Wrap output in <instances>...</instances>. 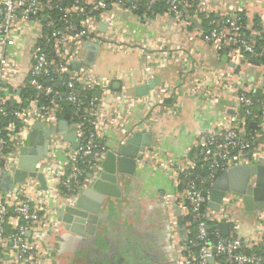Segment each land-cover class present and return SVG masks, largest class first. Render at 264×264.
I'll list each match as a JSON object with an SVG mask.
<instances>
[{"label": "crops", "instance_id": "0c3cea01", "mask_svg": "<svg viewBox=\"0 0 264 264\" xmlns=\"http://www.w3.org/2000/svg\"><path fill=\"white\" fill-rule=\"evenodd\" d=\"M117 1L103 0L110 4L108 9L106 7L110 24L101 29L109 39L105 48L98 49L91 57V63L84 59L86 54L92 55L93 50H81V62L72 64L74 68L89 66L93 72L111 80V92L105 97L104 108L98 115L105 124L98 132V141L106 143L108 149H118L125 138L135 132H150L151 143L139 156L150 157L154 142L163 151L162 158L180 161L192 152L199 132L235 113L238 108L236 88L264 96V58L260 55L264 54V0H187L189 5L182 6L187 20L168 14V7L156 11V4L161 0L148 3L140 13L136 8L119 6ZM228 12L243 14L246 40L254 44L257 55L244 58L239 49L205 39L209 22L206 24L203 19ZM44 21V18L40 21L34 19L28 26L20 78L16 83L28 79L30 52L37 42V35L45 30L42 26ZM77 21L84 27L91 26L90 21ZM151 79H158L156 84L172 86L174 93L164 99L161 106L156 105L152 109L153 118L148 122V129H139L145 118L146 106L141 100L136 104L124 102L120 93L123 91L127 98L135 97V88ZM206 91L211 96H207ZM29 106L35 108L32 103ZM33 121H21L18 135L9 130L7 138L10 143L19 138L25 147L29 146L31 127L36 123ZM260 122L253 127V133L258 135L257 140L264 146V136L259 135L262 131ZM40 135L39 130L35 138ZM61 146L57 148L49 142L46 157L37 159L33 169L40 172L52 159L62 158L61 149L65 145ZM19 156H12V163L6 164L10 174L19 167ZM89 172L91 169L84 173V186L81 188L88 187L93 180L88 178ZM117 177L120 194L104 196L90 232L86 231L89 222L83 223L82 220L83 235L65 228L64 223L46 230L43 241L47 258L44 264H178L181 229L177 226L174 231L169 219L165 196L173 193L175 186L167 173L145 164L137 165L133 174L119 173ZM45 181L46 189H40L35 177L26 176L7 190L0 184V192L11 207L27 201L40 210L47 221L54 222L57 215L52 210L49 213L47 207L57 208L67 201L57 182L49 178ZM183 185L184 181L179 188ZM234 209L239 219L237 234L242 238H255L257 209L247 211L242 203ZM3 257L7 259V255Z\"/></svg>", "mask_w": 264, "mask_h": 264}, {"label": "built area", "instance_id": "2783aa9c", "mask_svg": "<svg viewBox=\"0 0 264 264\" xmlns=\"http://www.w3.org/2000/svg\"><path fill=\"white\" fill-rule=\"evenodd\" d=\"M140 1L118 0L117 4L125 8H136ZM62 2L63 0H0V114L6 115V102L13 99L17 104L11 112L15 119L24 123L28 120L43 122L49 128L48 145L49 142H53L57 148L65 145L61 149L63 157L52 159L40 172L45 180L49 178L57 182L66 201L70 202L84 186L83 176L86 170L93 166L100 168L108 150L106 143L98 141V132L105 127L98 115L104 108L105 97L111 92L110 78L93 72L89 66L74 68L72 64L75 61L81 62L82 55L79 52L86 49V44H96L97 51L105 48L109 39L100 29V24L105 23L108 27L110 20L107 4L101 0H74L69 6H63ZM154 2L155 0H148L149 4ZM167 3L168 14L176 19H188L182 9V6L189 5L187 0H168ZM45 7L58 8L62 12L61 28H56L55 21L43 13ZM79 17L84 18L83 21H90L91 26H82L77 21ZM42 18L45 19V30L37 35V42L30 52L32 58L28 63L26 82L35 95L23 101L16 91L26 84L24 81H16L20 78L21 57L26 46L24 37L29 24L34 19L40 21ZM209 26L205 35L207 41L239 49L244 58L257 55L254 44L244 38V25L237 12L217 16L209 21ZM260 55L264 58L263 53ZM58 77L64 80L65 92L58 89ZM171 87L155 84L148 94L132 98H127L123 91L120 93L124 102L133 101L136 104L141 100L146 106L145 118L139 124V129H148V122L153 118L152 109L156 105L161 106L164 99L171 97L174 93V88ZM95 88L98 93L86 101L80 99L81 90ZM205 93L211 96L209 91ZM235 93L238 105L235 113L226 115L211 128L199 132L190 155L180 161L162 158L163 151L152 142V155L148 158H143V155L137 157L136 166L146 164L153 169L164 170L175 186V191L165 196V202L174 231L177 227L176 210H179L182 217V243L179 245L178 264H264V209H257L256 237L242 238L237 234L239 219L234 209L242 203L240 198L231 192H225L219 209L214 210L209 205L210 188L205 185L207 180L215 178L214 170L222 171L235 164H264V146L257 140L258 135L247 132L244 127L245 117L251 114L252 98L246 95L243 88H236ZM39 97L45 101L40 102ZM62 97L72 109L67 120L69 127L74 128L78 141L76 149L64 139V134L58 128L59 121L63 119L59 117ZM28 102L34 104L35 108L28 107ZM239 112L243 113L242 116ZM260 113L262 131L259 135L264 136V100ZM20 127L16 128L11 121L4 127L6 137L0 138V178L5 172H10L6 167V164L12 163L10 158L19 156V150L25 147L19 138L13 144L7 138L9 130L16 132L13 135H18ZM204 164L208 175L200 179L204 183L200 187L193 170L202 168ZM183 181L184 185L179 188ZM203 190H206L205 195L202 194ZM50 210L55 213L56 208L47 207L49 213ZM46 218L27 201L18 202L11 207L0 192V264H44L47 258L44 234L46 230L58 226L57 220L49 222ZM219 222L228 223L227 235L220 232ZM192 226L195 233L190 240ZM255 247L261 250L256 251ZM194 248L197 249L193 250ZM3 255H7V259ZM210 257L213 258L212 261H209Z\"/></svg>", "mask_w": 264, "mask_h": 264}, {"label": "water", "instance_id": "95a60500", "mask_svg": "<svg viewBox=\"0 0 264 264\" xmlns=\"http://www.w3.org/2000/svg\"><path fill=\"white\" fill-rule=\"evenodd\" d=\"M103 2V0H101ZM63 0L62 5H65ZM110 4H107L108 7ZM106 24H100V29H104ZM86 48H92V55L85 56V62H92L91 57L97 52L96 44H86ZM32 50V49H31ZM258 63V62H257ZM77 64L76 62L74 65ZM158 82V79H151L146 84H141L135 88L136 96L148 94L149 90ZM79 94V92H77ZM68 114H64L59 121L58 128L64 139L70 142L71 147L76 149L78 141L74 135V128L69 127ZM255 127L256 124L252 123ZM41 131V137L35 138L37 131ZM49 128L43 122L38 121L31 127L29 146L20 150L18 168L13 174L5 172L0 180L1 187L9 189L17 181L24 180L26 176L35 177L40 189H46V181L41 172H36L33 168L37 159L43 160L48 150ZM152 140L150 132H135L128 136L118 149H108L100 163V168L93 166L88 178L93 180L88 187L78 190L77 197L63 205H58L56 215L58 223H64L65 228L83 235L85 228L81 222H89L86 231L93 229L98 207L106 195H119L118 177L119 173L133 174L136 169V160L140 152L148 147ZM215 178L207 180L205 185L210 188L211 201L209 205L212 209L218 210L225 192H231L240 198L243 208L247 211L254 209H264V164H235L229 168L218 171L214 170ZM11 181V183H10ZM7 184V186H6ZM11 184V185H10ZM5 185V186H4ZM9 187V188H8ZM206 194V190L202 191ZM232 201V200H231ZM73 202V204H70ZM177 226L182 228V217L179 210H176ZM86 219V221H85ZM219 230L223 235L228 234L229 225L226 222H219ZM182 231V229H181ZM30 235V232H27ZM215 251V248H213ZM213 258L210 257L209 261ZM176 264V263H166Z\"/></svg>", "mask_w": 264, "mask_h": 264}, {"label": "trees", "instance_id": "16d2710c", "mask_svg": "<svg viewBox=\"0 0 264 264\" xmlns=\"http://www.w3.org/2000/svg\"><path fill=\"white\" fill-rule=\"evenodd\" d=\"M108 2H111L113 0H107ZM115 1V0H114ZM166 0H161L160 2H158V4H156V8L155 10L156 11H162L164 10L165 8L167 9L168 7V3L164 2ZM74 3V0H66V3L65 5L66 6H69L71 4ZM146 6H148V0H141L140 2L137 3L136 5V11L137 12H143V10L146 8ZM86 8H89L88 6ZM43 13L44 14H47L50 18H52L54 21H55V27L56 28H61L63 26V22L62 20H60V16L62 15V12L58 9V8H49V7H45L44 10H43ZM239 17H240V20L242 22V24L244 25V38L246 39L247 37V27H246V19L244 18L243 14L242 13H238ZM84 17V16H83ZM80 19H84L82 17H79ZM202 18H204V16H202ZM217 17L214 15H210L209 17L203 19L204 22L207 24V22H209L211 19H216ZM74 20L76 21L75 17H74ZM42 26L45 27V22H42ZM207 28H210V26ZM63 81L61 78L58 77V89L62 92H65L66 91V87L65 85L63 84ZM27 81L25 80L24 83L26 84L24 88H22L20 90V92H17L16 91V94L17 96L19 97V99H22V100H25L27 98H32L34 97L35 95V92L33 91V89L27 85L26 83ZM7 87V85H6ZM98 93V90L95 88V89H92V90H81V93H80V99H82L83 101H86L90 96H92L93 94H96ZM247 96H249L251 98V96H253V99H252V105L250 106V109H251V114L250 115H247L245 117V124H244V127L246 129L247 132H254V128L252 126V123H255V124H259L260 122V119H261V104H262V101L264 100V96H261L259 95V92H256L254 94H252L251 92L249 93H246ZM40 102H43L45 101L44 98H38ZM60 103L62 105V110L61 112L59 113V117L60 118H63L64 114H68L70 115L72 109L70 107L69 104H67L65 102V100H63V97L61 98L60 100ZM17 106L16 102L13 100V99H8L7 102H6V115H1L0 114V136L5 138V135H4V131L2 130V128L6 127L7 124L12 121L15 123L16 125V128H19L21 126V121L20 120H17L15 119V117L11 114V112L13 111V109H15ZM242 111V110H241ZM242 112H239V115L242 116ZM200 164V163H198ZM193 174L195 176H197V184L198 186H204V183L203 182H200V179L203 177H207L208 175V170H207V166L206 164H204V166L202 168H196L195 170H193ZM12 210V208H10V211ZM6 231H8L7 227H6ZM194 233H195V229H194V226H192L191 228V232H190V235H189V239H193V236H194ZM197 248H194L193 250H196ZM255 250L256 251H260L261 249L259 248H256L255 247Z\"/></svg>", "mask_w": 264, "mask_h": 264}]
</instances>
